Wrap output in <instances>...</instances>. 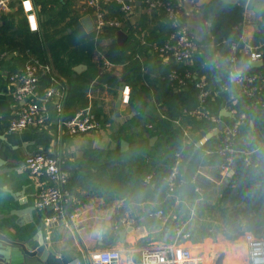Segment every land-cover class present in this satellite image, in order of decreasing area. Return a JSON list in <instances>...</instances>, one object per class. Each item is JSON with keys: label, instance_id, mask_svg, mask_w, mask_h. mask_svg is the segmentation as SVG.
<instances>
[{"label": "crops", "instance_id": "1", "mask_svg": "<svg viewBox=\"0 0 264 264\" xmlns=\"http://www.w3.org/2000/svg\"><path fill=\"white\" fill-rule=\"evenodd\" d=\"M65 1L63 0L61 4ZM70 1L73 13L82 14L80 5L85 0ZM211 1L178 0V3L183 11L184 22L199 44L198 53L191 67H194L198 79L207 77L212 94H218L225 86H234L232 76L236 65H231L228 62V56L221 54L215 44L217 29L207 8ZM222 1L227 4H238L244 8L243 38L246 42L253 44L255 33L263 21L264 11L248 10L246 7L249 0ZM41 5L37 3V0H10L8 10L0 19V28L4 29L3 34L20 37L16 42L22 43L23 35L21 34L26 31L38 32L42 22L49 19L48 6ZM59 8L60 6L57 5V9ZM41 10L44 11L43 14ZM87 17L89 16L85 15L83 20ZM90 18L93 22V18ZM167 21V18L159 13L147 14L145 4L142 0H137L135 11L128 21V29L139 31V36L148 47L149 43L155 40L152 32ZM33 22L36 24L35 30L32 28ZM147 33L150 36L149 39ZM12 53H9V58L14 56ZM167 63L175 62L171 58L167 61L157 56L151 59L142 54L138 60L137 71L126 72L124 76L114 71L122 66L115 65L109 70L120 83L125 82L126 85H130V94L133 86L137 85L136 99L149 103L138 109L124 102L121 108L122 116L125 118L132 116L124 124L118 123L115 115L120 83L114 89L110 85V89H107L105 84L102 85L96 81L86 82L85 77L81 76L87 70L86 65L83 71L76 72L75 76L79 75L80 78L77 77L70 83V88L68 87L69 93L73 96H70L66 102V93L62 99L65 113L74 112L75 114L78 110L75 109L81 103L88 101L86 106H92L102 123L104 119L108 120L100 131L77 136L69 134L67 130L60 127L55 118L54 107L52 111L55 119L50 131L26 129L20 133H10L9 123L24 101H16L9 93V80L5 77L1 79L0 160L14 163V165L9 173L0 176V214H9L12 211L19 213L11 214L10 218L1 221L2 230L7 236L13 240H24L39 234L42 229V233L48 240L49 252H53L57 258L70 256L73 259L70 264H78L79 261L87 264L93 252L106 248L120 250L123 255V264H140L141 251L144 248L162 243L188 248L195 256H202L205 264H216L220 256H222V264H250L249 238H264V228L258 233L248 231L246 218L243 216L238 217V225L227 223V213L217 209L224 191H229V183L224 186L228 175L219 167L204 166L197 171L196 178L201 186L199 189L201 199L193 204L188 203L187 207L191 211L189 218L184 220L178 218L180 222L173 223L171 218L175 220L178 217L176 211L164 216L145 217L142 211L150 202L144 198L143 192L138 191L137 199L127 198L128 192L122 191V186L113 181L120 170L128 169L129 166H144L150 160L143 152H139V149L147 144L154 146L158 141L157 139L155 144L151 145L149 134L152 129L149 128L148 123L156 116H163L167 109L162 103H158L159 100L163 102L167 98L163 91V83L166 82L164 80H168L167 75L171 68H168ZM54 70L63 81L64 78L56 69ZM127 77H130V83L125 81ZM186 91L193 94L197 100V91L194 86H189ZM243 101L241 100L242 103L238 105V108L235 107L236 111L235 108L227 109L235 113L236 119L239 115L242 125H246L250 113L249 106L247 109L243 107ZM179 108L176 101L170 109L178 111ZM224 118L228 121L220 120L219 123L225 122L226 125H230L236 121L231 117ZM176 121L179 123L180 119ZM251 122L250 120L248 133L240 136L242 141L239 143L241 150H248V153L251 151L244 146L250 144L249 141L254 132ZM122 140L129 142V148L124 152L121 151ZM39 151L59 158L62 169L69 174V180L79 176L77 179L80 182L75 185L76 195L71 203L73 205L77 202L79 205L69 215L66 210V216L63 219L51 224L45 221V216L50 215L51 212L34 209L40 184L50 185V182L46 176L35 177L29 171L20 169L28 156ZM118 151L119 158L116 155ZM73 182L71 181L72 184ZM92 185H96L97 188ZM204 199L207 203L200 210L204 214L198 216L197 204L202 203ZM176 205H180L179 200ZM222 206L224 209L234 208L231 202L222 203ZM129 227H133V230L127 232L125 243H121L119 232ZM243 230H246L245 233L242 232Z\"/></svg>", "mask_w": 264, "mask_h": 264}, {"label": "trees", "instance_id": "2", "mask_svg": "<svg viewBox=\"0 0 264 264\" xmlns=\"http://www.w3.org/2000/svg\"><path fill=\"white\" fill-rule=\"evenodd\" d=\"M62 1L37 0L38 4L48 6L49 19L42 22L38 32L26 31L21 34L23 35L21 36L23 37L22 43L16 42L20 37L3 34L4 29L0 28V49L2 50L0 53L13 52V57L2 60L3 67L7 68L8 71H15L24 65L28 57L27 51L40 61L54 66V69L64 78V85L67 86L66 102L70 96H73L72 93H69L70 83L77 77L80 78L79 75L75 76L77 66H87V70L81 75L85 77L86 82L96 81L102 85L108 84L114 89L120 82L118 78L113 77L110 71H107L105 66L107 60L114 65L124 67L127 73L137 71L138 60L142 54L151 59L156 56L160 58L159 54L153 50V44L163 45L168 40L171 32L174 31V27L169 21L164 22L159 29L152 32L155 40L146 47L143 38L139 36L140 32L129 28L125 30L128 34V40L120 45L117 40L118 29L105 28L101 35H98L95 30L88 31L82 20L85 15L88 16L91 12L73 13L71 10L72 2L66 0L61 4ZM166 1L175 5L179 4L178 0ZM57 5L60 6L59 9H57ZM207 8L217 29L214 40L218 51L225 56H229L231 44L242 42L244 8L238 4H227L222 0H212ZM110 9L113 14L121 18V12L118 11L116 6L113 5ZM43 13L44 11H42ZM262 16L263 21L255 33L252 45L258 46L259 51L264 55V12ZM147 37L150 38L148 33ZM167 66L168 68L171 67L170 70L177 68L184 71L186 69L185 66L176 63H169ZM190 69L196 72L194 67H190ZM250 72L264 74V67L252 69ZM125 81L130 83V77L125 78ZM164 81L166 82L163 83V91L167 98L163 102L159 100L158 103H162L167 109L163 116H156L148 123L149 128L152 129L149 138L157 136L158 141L154 146L147 144L139 149V152H143L144 155L149 157V162L144 166H129L128 169L120 170L113 181L122 186V191L128 192L127 198L137 199L138 191L143 192L144 198L150 202L148 207L142 211L145 217H150V214L161 210L164 215L176 211L178 217L175 220L171 218V223H173L174 221L180 222L178 218L182 220L189 218L191 211L187 207L188 203L193 204L201 199L199 190H196L201 187L196 178L197 171L204 166L220 168L225 161V156L219 152L221 149L219 139L223 135L222 132L196 149L197 143L207 133L211 132L216 124L207 118L202 119L186 114L185 109L194 107L197 104L196 98L186 90L174 91L175 89L170 81L169 83L167 79ZM42 84L43 87L48 85V78H43ZM230 88L231 92L221 91L218 94H212L208 101L212 113L218 115L222 121L228 120L221 116V111L224 108L233 107L229 101L231 93L240 92L238 86ZM137 92L138 86L134 85L129 104L133 108L140 109V107H144L149 103L138 101L136 99ZM241 100H244V108L247 109V106H249L248 112L250 114L248 120H246V125L241 124L240 126V136L244 135L243 131L245 133L249 131L250 120L255 125L252 138L249 141L250 144L244 146L253 152L252 160L249 164L246 163L247 156L238 160L234 166L233 180L228 185L229 191H224L217 209L227 213L226 219L229 225H238V217L243 216L246 218V229L258 233L264 228V88L256 98L244 95ZM255 100H259L261 103L257 104ZM176 101L180 106L178 111L170 109ZM87 104L88 101L81 103L75 110L85 108ZM238 105L235 107L238 108ZM72 114L74 115V112L65 113V117L69 118L73 116ZM176 119H180L179 123ZM238 120H241L239 115ZM107 121L104 119L103 125L107 124ZM240 136L235 141V146L239 149H241L239 143L242 141ZM178 154L181 160L179 164L180 175L175 179L174 189L171 190L172 186L168 179L178 162ZM116 155L119 158L120 152L118 151ZM189 160L188 171L186 177L183 178L184 166ZM149 175L152 176V180L150 184H147L145 179ZM77 178L79 176L73 177L65 186L72 198L66 207L68 215L79 205L77 202L71 205L74 195H76L74 192L75 185L80 183ZM71 181H74L73 184ZM92 186L97 188L96 185ZM177 200L180 201L179 206L176 205ZM226 202L233 203L234 208L224 209L222 203ZM206 203L204 199L202 203L197 204L198 216L204 214L200 210L205 207ZM186 233L190 234L187 231Z\"/></svg>", "mask_w": 264, "mask_h": 264}, {"label": "built area", "instance_id": "3", "mask_svg": "<svg viewBox=\"0 0 264 264\" xmlns=\"http://www.w3.org/2000/svg\"><path fill=\"white\" fill-rule=\"evenodd\" d=\"M145 4V11L149 15L155 13L164 14L167 20L173 25L168 40L163 45L153 44V50L159 54L162 60L171 58L178 65L185 66L181 71L173 68L169 71L167 78L176 91L186 90L194 86L197 91V104L194 107L185 109V113L197 117L207 118L214 124H218L220 117L212 113L208 101L212 96L210 82L207 77H196L190 67L194 57L198 53L199 44L193 33L183 20V11L180 4L175 5L166 0H142ZM10 0H0V19L9 8ZM116 6L121 12V18L113 14L110 7ZM137 5V0H85L80 5V11H90L89 17L93 18L94 29L98 35L104 32L105 28H116L125 31ZM33 12V11H32ZM127 26H125L126 22ZM243 25V23H242ZM126 27V28H125ZM231 53L228 62L236 65L242 61L248 64L251 61L263 60L264 55L259 47L246 42L242 36V42L231 44ZM9 52L0 55V83L2 78L9 80V93L16 101H24V104L16 111L14 118L10 121L8 131L20 133L26 129L50 131L51 125L56 118L60 127L67 130L73 136L97 132L102 129L103 123L95 113L92 106H87L75 112L69 118L65 117L63 98L67 93V86L56 74L53 66L44 63L27 51V60L24 65L11 73L2 65V60L9 58ZM107 71L115 67L108 60L105 62ZM48 78V85L42 87V79ZM234 86L240 87V92H232L230 95L229 107L233 110L240 104L244 95L257 97L264 88V74L251 73L246 70H235L232 76ZM105 88L110 89L108 84ZM229 86L223 88L224 92H231ZM124 102L130 101V86H125ZM255 103L260 104L259 100ZM55 110L53 117L52 108ZM236 111V108H235ZM242 120H236L226 125L219 139L221 149L219 152L225 156L221 170L231 177L235 171V165L239 159L247 156L246 163L251 162L248 150H241L235 146V141L240 136ZM248 154V155H247ZM176 166L170 174L168 181L171 190L174 189L175 179L180 175V155ZM241 158H240V157ZM21 170H27L35 177L46 176L50 185L40 184L35 208L41 211H49L50 215L45 216L47 224L60 221L66 216V207L71 200L70 192L65 188L69 182V174L61 167V161L54 155L43 151L28 156L21 164ZM152 176L146 177L145 182L150 184ZM196 190H199L198 188ZM151 216H164L163 211L150 214ZM250 264H264V238H249ZM122 252L116 248H106L93 252L90 255V264H123ZM78 264H83L78 262ZM140 264H205L202 256H195L193 252L177 244L162 243L152 244L141 251Z\"/></svg>", "mask_w": 264, "mask_h": 264}, {"label": "water", "instance_id": "4", "mask_svg": "<svg viewBox=\"0 0 264 264\" xmlns=\"http://www.w3.org/2000/svg\"><path fill=\"white\" fill-rule=\"evenodd\" d=\"M248 10H254L256 12L264 11V0H249L248 5L246 7ZM83 23L87 30L92 31L94 29L93 22L90 17H87L83 20ZM128 35L125 31L119 30L117 32V40L120 45H123L126 42ZM264 67V59L251 61L248 64L240 61L236 64V70H246L250 71L255 68ZM83 68H86L85 65H79L75 70L77 73L83 71ZM125 82L120 83V94L118 100L115 104V115L118 123L124 124L126 121L130 120V117H123L121 108L124 104V91H125ZM135 115V114H134ZM133 115V116H134ZM221 116L223 117H231L236 119V115L234 112L224 108L221 112ZM251 126L254 129V122H251ZM226 127L225 122H220L216 125V127L209 132L204 138H202L196 145V149L205 145L208 141L217 137ZM158 137H152L150 142L151 145H154L157 141ZM129 148V142L126 140L121 141V151H126ZM190 160L184 166V174L183 178L186 177V173L188 171V165ZM8 165L7 167H4ZM14 163L6 162L5 160H0V176L9 173L13 167ZM15 167V166H14ZM231 182V177L226 176L225 183ZM16 198V197H15ZM16 200V199H15ZM21 204H26L20 202ZM27 207V206H26ZM35 209V207H34ZM15 211V210H14ZM18 213V212H17ZM15 212H10L9 214H0V264H70L73 259L68 256L66 258H57L53 252H49V244L47 238L42 233V229H40L39 234H36L34 237L24 239V240H13L9 236L5 234L1 227V221L6 218H10L11 214H17ZM19 214V213H18ZM133 230V227L123 228L119 232V241L121 243H125V236L127 232ZM42 236H41V234ZM216 264H222V256L219 257Z\"/></svg>", "mask_w": 264, "mask_h": 264}, {"label": "rangeland", "instance_id": "5", "mask_svg": "<svg viewBox=\"0 0 264 264\" xmlns=\"http://www.w3.org/2000/svg\"><path fill=\"white\" fill-rule=\"evenodd\" d=\"M114 71H118V72L124 74V76L126 75V70H125L124 67H122V68H116ZM243 132L245 133V131H243ZM246 132H247V131H246ZM247 133H248V132H247ZM238 224H239V223H238ZM241 228H243V227H241ZM245 231H246V230H243L242 232L245 233ZM87 264H90V261H88Z\"/></svg>", "mask_w": 264, "mask_h": 264}, {"label": "snow or ice", "instance_id": "6", "mask_svg": "<svg viewBox=\"0 0 264 264\" xmlns=\"http://www.w3.org/2000/svg\"><path fill=\"white\" fill-rule=\"evenodd\" d=\"M32 28H33V30L36 29V24H35V22L32 23Z\"/></svg>", "mask_w": 264, "mask_h": 264}]
</instances>
